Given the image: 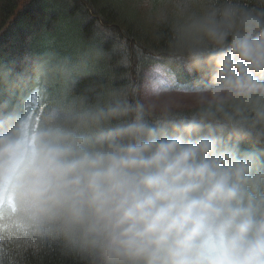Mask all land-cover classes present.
I'll use <instances>...</instances> for the list:
<instances>
[{
	"label": "clouds",
	"instance_id": "1",
	"mask_svg": "<svg viewBox=\"0 0 264 264\" xmlns=\"http://www.w3.org/2000/svg\"><path fill=\"white\" fill-rule=\"evenodd\" d=\"M131 2L135 61L0 62V264H264V0Z\"/></svg>",
	"mask_w": 264,
	"mask_h": 264
},
{
	"label": "trees",
	"instance_id": "2",
	"mask_svg": "<svg viewBox=\"0 0 264 264\" xmlns=\"http://www.w3.org/2000/svg\"><path fill=\"white\" fill-rule=\"evenodd\" d=\"M139 19L131 0H0V62L45 51L75 56L102 32L109 34L102 41L106 50L121 47L130 62L135 61L139 50L151 43ZM116 62L113 57L114 67ZM102 70L107 72L108 68L102 65ZM115 70L127 71L124 67ZM101 80L100 76H91L81 80L79 87ZM45 264L80 262L53 255Z\"/></svg>",
	"mask_w": 264,
	"mask_h": 264
}]
</instances>
